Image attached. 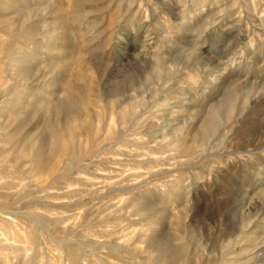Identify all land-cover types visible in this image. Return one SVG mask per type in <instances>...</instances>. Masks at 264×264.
<instances>
[{"label": "rangeland", "instance_id": "rangeland-1", "mask_svg": "<svg viewBox=\"0 0 264 264\" xmlns=\"http://www.w3.org/2000/svg\"><path fill=\"white\" fill-rule=\"evenodd\" d=\"M53 134L80 155L37 174ZM166 241L264 264V0H0V264H163Z\"/></svg>", "mask_w": 264, "mask_h": 264}, {"label": "bare ground", "instance_id": "bare-ground-1", "mask_svg": "<svg viewBox=\"0 0 264 264\" xmlns=\"http://www.w3.org/2000/svg\"><path fill=\"white\" fill-rule=\"evenodd\" d=\"M27 20H29L28 17L23 19V21H22L23 23L21 25H19L20 27L18 28V30H20V32H21L23 27H25L26 28V37L32 39L36 35L35 26L32 25V24L27 23ZM13 53H14L13 48L12 49L8 48V56L9 57H13V55H14ZM232 113L233 112L230 111V113L228 114V116H227L228 121L227 122H229L231 120V118L233 119L234 116L232 115ZM79 123H81V122H79ZM85 127L89 128V125H86ZM58 128H61V127L59 126ZM63 128H64V132L65 133L67 132V133L70 134V133H73V131L76 132L77 123L71 122V121H69V122L67 121V123L64 125ZM79 129H80V127H79ZM88 131L90 133V130H88ZM65 135H67V134H65ZM65 135H64V137H66ZM64 137H62L60 135H57V134H53V137L49 141L48 148L41 147V146L40 147L38 146V147H35V148L32 147V149H31L32 151H30V153H28V154L30 155V158H31L32 164L34 165L35 170H37V174H40V173H43V172L53 171L56 168V165L59 164V163L56 164L57 161L59 160V158L62 155H64L65 153H67V152L70 154L69 155L70 157H77V156L79 157L80 149H76V148L71 149V147H70L72 138L70 137L71 139H65ZM198 142H200V141H198ZM203 145H205V143L204 144H200L199 147H201ZM184 147L185 146H181L180 149L182 150V149H184ZM246 147H247V145L245 147H243V148H246ZM204 151H205V149H204ZM51 173H53V172H51ZM180 220H181V218H180ZM180 220H175L174 223H173L175 225V231L176 232L177 231L180 232V228L178 227V222ZM250 223H248L247 226H249ZM176 238L179 239V238H181V236L176 234ZM163 244L164 245H162L163 246L162 250L158 251L160 255L163 254V260H164L163 264H171L170 262H172L173 260L181 258L182 257L181 255L183 254V252L185 251V248H186V243L185 242H184V244L183 243L173 244L176 248L169 246L168 245V241H166ZM74 260H75V264H78V262L76 261L77 259L74 258ZM183 263H185V262H183Z\"/></svg>", "mask_w": 264, "mask_h": 264}]
</instances>
